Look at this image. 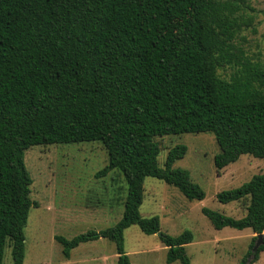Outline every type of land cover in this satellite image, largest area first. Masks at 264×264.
<instances>
[{
    "label": "trees",
    "instance_id": "16d2710c",
    "mask_svg": "<svg viewBox=\"0 0 264 264\" xmlns=\"http://www.w3.org/2000/svg\"><path fill=\"white\" fill-rule=\"evenodd\" d=\"M248 0H0V264L6 244L23 264L33 177L25 152L33 145L99 141L108 163L97 177L119 169L127 181L122 217L103 229L68 238L63 254L82 242L113 240L118 264H133L124 231L137 224L161 231L159 215L142 216L146 176L163 179L187 198L205 191L173 164L178 143L159 165L158 137L211 132L220 147L218 170L242 154L264 158V59H252L241 34L256 31ZM232 69L230 77L220 72ZM222 203L243 201L241 218L207 207L220 229L264 233V172L217 193ZM239 264H248L257 235ZM167 262L191 264L190 229L160 232ZM263 243L249 264L259 258Z\"/></svg>",
    "mask_w": 264,
    "mask_h": 264
},
{
    "label": "rangeland",
    "instance_id": "374dc122",
    "mask_svg": "<svg viewBox=\"0 0 264 264\" xmlns=\"http://www.w3.org/2000/svg\"><path fill=\"white\" fill-rule=\"evenodd\" d=\"M254 7L256 31L244 29L242 41L254 59H264V0H248ZM230 77L232 69H221ZM161 144L159 165L164 163L170 148L178 143L187 145L185 156L173 167L189 172L191 179L205 191L202 200L187 198L177 187L163 179L146 176L140 212L144 217L159 215L161 231L178 235L186 229L194 234L186 245L191 264H239L248 251L251 227L216 228L203 212L207 207L226 215L241 218L246 214L243 201L222 203L217 193L237 188L254 174L264 172V158L242 154L238 160L221 170L215 164L220 152L211 132H186L158 137ZM25 163L33 183L31 197L39 202L32 206L25 228L23 264H118L113 240L100 237L80 243L71 256L63 254L56 235L68 238L89 229L113 226L123 214L127 181L119 169L102 177L96 172L108 163V152L99 141L33 145L25 152ZM160 232L147 234L132 224L124 231L125 250L133 264H182L179 259L167 262V246ZM3 264H14L11 246L6 244ZM253 264H264V250Z\"/></svg>",
    "mask_w": 264,
    "mask_h": 264
},
{
    "label": "water",
    "instance_id": "95a60500",
    "mask_svg": "<svg viewBox=\"0 0 264 264\" xmlns=\"http://www.w3.org/2000/svg\"><path fill=\"white\" fill-rule=\"evenodd\" d=\"M257 235V239L252 247V253L250 255V257L248 258V264L252 261V259L255 257V254L257 252V250L259 249L260 245L263 243V235L264 233H260V234H256Z\"/></svg>",
    "mask_w": 264,
    "mask_h": 264
}]
</instances>
